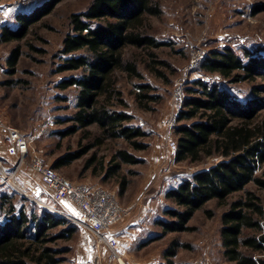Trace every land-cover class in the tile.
I'll list each match as a JSON object with an SVG mask.
<instances>
[{
  "label": "rangeland",
  "instance_id": "374dc122",
  "mask_svg": "<svg viewBox=\"0 0 264 264\" xmlns=\"http://www.w3.org/2000/svg\"><path fill=\"white\" fill-rule=\"evenodd\" d=\"M46 1L0 0V30L5 24L14 28L18 25V13ZM91 2L63 0L51 13L31 26L26 38L8 43L0 40V119L28 136L32 148L39 150L51 166L67 152L94 145L101 134L98 126L93 125L90 126L92 134L81 130L68 136L60 135L73 124L68 119L77 110L78 88L61 89L58 83L63 78L82 74V71L56 72L61 62L60 49L65 35L71 31V14L84 11ZM260 4H264V0H161L162 13L149 16L146 27L165 44L151 50L154 55L147 48H128L127 57L136 61L142 76H132L127 72L118 76L119 89L127 101V106L121 108L132 114L129 124L146 131L147 135L140 139L148 143L149 148L136 150L123 138H108L92 147L82 158L57 169L73 181L103 186L116 192L121 204L131 208V216L116 227L121 254L128 264H168L165 251L173 240L185 245L179 247L173 257L175 264H231L223 254L222 215L229 208V203L244 192L233 194L225 203L216 199L208 202L190 221L194 230L163 234L156 220L168 219L164 210L174 205L165 196L167 190L222 159L220 155L208 156L197 162L176 159L177 151L170 149L169 141L178 140L177 126L189 121H179L183 107L178 110L175 91L181 87L185 99L190 87L200 79L218 84L245 102L257 97L253 86L264 85L263 76L252 81L232 82L219 73L205 71L202 63L212 51L226 47L233 48L244 59L247 57L245 50L264 57V9H255ZM18 45L22 47L23 54L16 71L11 72L7 59ZM139 84H149V94L156 98L141 97L142 101H139ZM258 96L263 97L264 90ZM176 113L177 120L170 126L167 121ZM257 117H264V109L259 110ZM7 144L4 136L0 135V154L5 158H9L12 152ZM120 149H127L144 159L139 164L123 165L122 174L131 180L124 194L120 193L123 176L106 174L114 154ZM94 156L95 163L89 166V160ZM30 159L28 157L27 164ZM101 162L105 163V170ZM22 181L27 182L24 174L19 177L23 184ZM31 187L27 184L26 190ZM248 187L263 192L253 183ZM2 196H10L18 209L44 210L25 194L0 186L2 220L7 211L2 207ZM207 210H212L213 215L210 216ZM75 225L69 222L52 230L58 234L67 226L77 228L74 238L60 239L54 244L64 250L62 256L73 264L79 262L85 243L90 250L83 255L82 261L94 257L91 242L95 241L92 233ZM104 253L109 258L107 262L104 259V264H118L106 249Z\"/></svg>",
  "mask_w": 264,
  "mask_h": 264
},
{
  "label": "trees",
  "instance_id": "16d2710c",
  "mask_svg": "<svg viewBox=\"0 0 264 264\" xmlns=\"http://www.w3.org/2000/svg\"><path fill=\"white\" fill-rule=\"evenodd\" d=\"M62 1L47 0L18 13L17 26L1 27V42L26 38L31 26ZM261 7L264 9V4L255 9ZM161 13V0H92L84 11L71 14V31L63 39L61 62L56 72L82 71V74L71 75L58 83L61 89L78 88L77 110L68 119L73 124L60 135L68 136L81 130L92 134L90 126L93 125L98 126L101 134L94 145L67 152L57 158L52 167L59 169L71 164L108 138H123L136 150L149 148V144L140 139L147 135L146 131L129 124L133 116L123 109L127 101L119 89L118 76L125 72L142 76L136 61L127 57L128 48H147L154 55L151 50L165 44L146 27L149 16ZM22 54L19 45L10 52L7 63L11 72L16 71ZM245 54L246 59L231 47L214 50L203 61L202 68L232 82L264 77V57L255 56L250 50H245ZM150 88L149 84L138 85L139 101L141 97L156 98L149 94ZM263 90L264 85H254L257 97L245 102L216 83L200 79L194 82L179 114V121L189 122L177 126L176 159L197 162L213 155H220L222 159L167 190L165 196L174 205L164 210L168 219L156 220L163 234L194 230L190 221L208 202L216 199L225 203L233 194L244 192L229 203L222 215L223 254L231 264H264V117H257L259 110L264 109V96H258ZM95 160V156L90 159L89 166H93ZM142 162V157L127 149L114 154L106 174L123 176L121 194L131 183L122 174L123 165ZM104 164L101 162L102 166ZM251 183L263 192L250 189ZM2 198V207L7 211L4 220L0 218V264H73L62 256L64 250L54 244L60 239L74 238L76 227L67 226L54 234L52 230L69 221L45 208L41 212L28 211L26 207L18 209L10 196ZM206 212L213 215L212 210ZM182 246L185 245L173 240L165 251L168 264H175L173 257Z\"/></svg>",
  "mask_w": 264,
  "mask_h": 264
},
{
  "label": "built area",
  "instance_id": "2783aa9c",
  "mask_svg": "<svg viewBox=\"0 0 264 264\" xmlns=\"http://www.w3.org/2000/svg\"><path fill=\"white\" fill-rule=\"evenodd\" d=\"M178 110L183 107L184 96L181 87L174 94ZM180 111V110H179ZM177 120V113L167 121L171 126ZM0 135L8 143L9 158L0 154V186L11 187L25 194L42 208L48 209L69 222L93 234L94 257L83 264H104V250L123 264L121 243L116 227L131 216L130 207L121 204L116 192L103 186L73 181L47 163L43 154L31 146V140L15 126L0 119ZM169 147L176 152L178 140L171 139ZM31 157L30 161L27 160ZM28 166V168H26ZM24 174L27 182L20 183ZM32 186L26 190V185ZM128 264V263H127Z\"/></svg>",
  "mask_w": 264,
  "mask_h": 264
},
{
  "label": "crops",
  "instance_id": "0c3cea01",
  "mask_svg": "<svg viewBox=\"0 0 264 264\" xmlns=\"http://www.w3.org/2000/svg\"><path fill=\"white\" fill-rule=\"evenodd\" d=\"M0 33H1V30H0ZM131 220V219H130ZM128 221V220H127ZM126 221V222H127ZM91 244H93V242H91ZM91 247H92V245H91ZM93 248V247H92ZM90 250V247L89 248H87V243H85L84 244V246H83V254H81L80 256H79V262L77 261V262H75V264H83V262L84 261H82V258H83V255L85 256L86 254H87V250ZM94 254H95V252H94ZM103 254H104V259H105V261L107 262V260H109V258L105 255V253L103 252ZM84 260V259H83Z\"/></svg>",
  "mask_w": 264,
  "mask_h": 264
},
{
  "label": "bare ground",
  "instance_id": "6f19581e",
  "mask_svg": "<svg viewBox=\"0 0 264 264\" xmlns=\"http://www.w3.org/2000/svg\"><path fill=\"white\" fill-rule=\"evenodd\" d=\"M122 262H123V264H127V262H126V261H124V260H122Z\"/></svg>",
  "mask_w": 264,
  "mask_h": 264
}]
</instances>
